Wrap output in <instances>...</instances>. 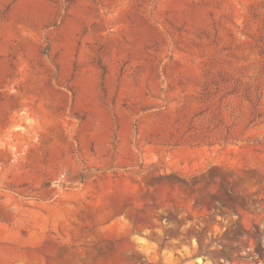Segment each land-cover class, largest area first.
<instances>
[{
    "label": "rangeland",
    "instance_id": "374dc122",
    "mask_svg": "<svg viewBox=\"0 0 264 264\" xmlns=\"http://www.w3.org/2000/svg\"><path fill=\"white\" fill-rule=\"evenodd\" d=\"M0 264H264V0H0Z\"/></svg>",
    "mask_w": 264,
    "mask_h": 264
}]
</instances>
